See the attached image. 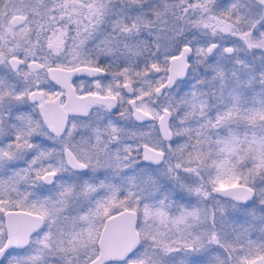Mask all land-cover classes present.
<instances>
[{"label":"snow or ice","instance_id":"snow-or-ice-1","mask_svg":"<svg viewBox=\"0 0 264 264\" xmlns=\"http://www.w3.org/2000/svg\"><path fill=\"white\" fill-rule=\"evenodd\" d=\"M0 264H264V0H0Z\"/></svg>","mask_w":264,"mask_h":264},{"label":"flooded vegetation","instance_id":"flooded-vegetation-1","mask_svg":"<svg viewBox=\"0 0 264 264\" xmlns=\"http://www.w3.org/2000/svg\"><path fill=\"white\" fill-rule=\"evenodd\" d=\"M74 79H75V84H76V86L79 87V85H80V80H81V79H85V81L87 82V79H88V78H86V77H79V78H74Z\"/></svg>","mask_w":264,"mask_h":264}]
</instances>
